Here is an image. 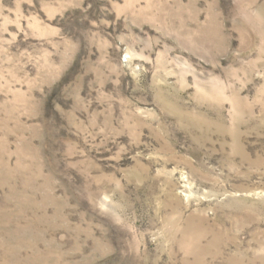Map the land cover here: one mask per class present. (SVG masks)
Here are the masks:
<instances>
[{"label": "rangeland", "instance_id": "374dc122", "mask_svg": "<svg viewBox=\"0 0 264 264\" xmlns=\"http://www.w3.org/2000/svg\"><path fill=\"white\" fill-rule=\"evenodd\" d=\"M0 264H264V0H0Z\"/></svg>", "mask_w": 264, "mask_h": 264}]
</instances>
